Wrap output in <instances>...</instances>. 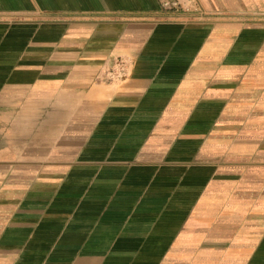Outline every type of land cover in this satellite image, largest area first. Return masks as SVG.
<instances>
[{
  "label": "crops",
  "instance_id": "obj_1",
  "mask_svg": "<svg viewBox=\"0 0 264 264\" xmlns=\"http://www.w3.org/2000/svg\"><path fill=\"white\" fill-rule=\"evenodd\" d=\"M181 1L0 0V264H264V0Z\"/></svg>",
  "mask_w": 264,
  "mask_h": 264
},
{
  "label": "built area",
  "instance_id": "obj_2",
  "mask_svg": "<svg viewBox=\"0 0 264 264\" xmlns=\"http://www.w3.org/2000/svg\"><path fill=\"white\" fill-rule=\"evenodd\" d=\"M160 4L163 9L167 11L183 10L186 8L185 4L181 0H160ZM127 60L119 57L114 58L108 68L98 75L97 79L103 82H114L122 79L125 76L127 69Z\"/></svg>",
  "mask_w": 264,
  "mask_h": 264
},
{
  "label": "rangeland",
  "instance_id": "obj_3",
  "mask_svg": "<svg viewBox=\"0 0 264 264\" xmlns=\"http://www.w3.org/2000/svg\"><path fill=\"white\" fill-rule=\"evenodd\" d=\"M97 80H99V79H97ZM100 82H103V81H101V80H99Z\"/></svg>",
  "mask_w": 264,
  "mask_h": 264
}]
</instances>
